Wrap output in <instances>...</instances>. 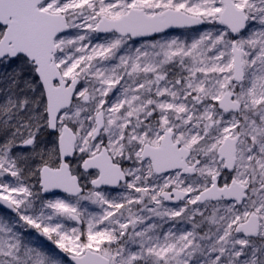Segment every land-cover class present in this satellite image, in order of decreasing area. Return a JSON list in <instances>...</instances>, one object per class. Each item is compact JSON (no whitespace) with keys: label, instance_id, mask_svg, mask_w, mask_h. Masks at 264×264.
I'll use <instances>...</instances> for the list:
<instances>
[{"label":"snow or ice","instance_id":"snow-or-ice-1","mask_svg":"<svg viewBox=\"0 0 264 264\" xmlns=\"http://www.w3.org/2000/svg\"><path fill=\"white\" fill-rule=\"evenodd\" d=\"M0 264H264V0H0Z\"/></svg>","mask_w":264,"mask_h":264},{"label":"water","instance_id":"water-1","mask_svg":"<svg viewBox=\"0 0 264 264\" xmlns=\"http://www.w3.org/2000/svg\"><path fill=\"white\" fill-rule=\"evenodd\" d=\"M179 31H183V30H177V32H179Z\"/></svg>","mask_w":264,"mask_h":264}]
</instances>
